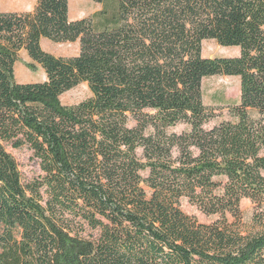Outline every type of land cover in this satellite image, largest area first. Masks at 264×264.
Masks as SVG:
<instances>
[{"label":"trees","instance_id":"1","mask_svg":"<svg viewBox=\"0 0 264 264\" xmlns=\"http://www.w3.org/2000/svg\"><path fill=\"white\" fill-rule=\"evenodd\" d=\"M91 1L74 21L68 0L0 11V264H264V0ZM209 40L238 55L203 57ZM21 51L44 82L16 81ZM213 76L240 94L208 128ZM80 84L90 97L63 105ZM7 147L40 173L23 181Z\"/></svg>","mask_w":264,"mask_h":264},{"label":"rangeland","instance_id":"2","mask_svg":"<svg viewBox=\"0 0 264 264\" xmlns=\"http://www.w3.org/2000/svg\"><path fill=\"white\" fill-rule=\"evenodd\" d=\"M11 1H17L18 5H22L26 0H0L2 12L4 8H10ZM72 5L69 8V19L79 20L85 17L86 14L93 11L92 7L96 3L87 0V4H83L80 0H71ZM16 6V5H15ZM24 6V4H23ZM68 13V14H69ZM80 14H83L82 16ZM42 49L48 53L60 57H72L78 54V44L64 43L54 44L48 40H43ZM238 55L237 48H223L215 44L213 41H205L202 44V56L205 58L215 57H235ZM31 61L24 51L19 52L18 62L15 64L14 73L15 79L20 84L39 83L45 81L44 72L37 67L31 70L28 67ZM203 102L207 107L214 110L216 118L208 123L207 127H212L220 121L230 120L228 109L229 107L238 104L239 102V79L236 77L213 76L203 79L202 81ZM90 97V92L85 84H80L74 89L68 91L60 97L63 105H75ZM135 123L129 122V127H133ZM186 127L178 125L172 129L176 133H180ZM7 152L12 155L18 165L23 181L28 182L36 177L40 171L37 161L32 158V153L27 148L12 149L7 147ZM264 153V151H263ZM180 209L187 215L194 216L199 222L209 223L214 220V217H206L201 214L196 207L190 205L187 200L182 199ZM240 209L247 220L252 212L253 205L249 200H242Z\"/></svg>","mask_w":264,"mask_h":264},{"label":"crops","instance_id":"3","mask_svg":"<svg viewBox=\"0 0 264 264\" xmlns=\"http://www.w3.org/2000/svg\"><path fill=\"white\" fill-rule=\"evenodd\" d=\"M36 1L37 0H26V1H23L24 2L23 3L24 6H23V4L22 5H18L17 1H13V2L11 1L12 4H11L10 8H4L3 11L17 12V13L30 12L34 8V6L36 4ZM80 1L83 4H85V5H89V4H87V0H80ZM71 5H72L71 0H68V13H69V8L71 7ZM92 9H93V11L91 13L86 14L84 18L89 17V16L95 14L96 12L100 11L101 5L96 4V5H94L92 7ZM1 10H2V5L0 4V11ZM80 15L82 16L83 14H80ZM69 16H70V13L68 14V17ZM71 21H74V20H71ZM40 44L41 45L43 44V39L41 40ZM76 44H78V43L76 42Z\"/></svg>","mask_w":264,"mask_h":264}]
</instances>
